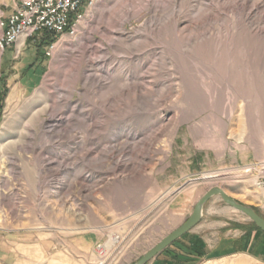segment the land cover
Returning a JSON list of instances; mask_svg holds the SVG:
<instances>
[{
  "label": "rangeland",
  "instance_id": "obj_1",
  "mask_svg": "<svg viewBox=\"0 0 264 264\" xmlns=\"http://www.w3.org/2000/svg\"><path fill=\"white\" fill-rule=\"evenodd\" d=\"M53 47L0 50L1 231L94 233L93 264H134L214 188L264 219V0H96ZM198 226L258 244L192 264H264L219 197Z\"/></svg>",
  "mask_w": 264,
  "mask_h": 264
},
{
  "label": "crops",
  "instance_id": "obj_2",
  "mask_svg": "<svg viewBox=\"0 0 264 264\" xmlns=\"http://www.w3.org/2000/svg\"><path fill=\"white\" fill-rule=\"evenodd\" d=\"M12 5V0H0L4 19L11 13ZM10 69V64L2 69L0 80L6 78ZM198 225L156 255L148 264H192L199 258L194 251H200L202 258H218L238 252L245 244L242 239L226 238L211 246L200 231H195ZM99 240L100 237L94 233L61 235L45 231L0 230V264H93L94 247ZM248 241L249 247L252 244V249L255 250L257 238L253 240L252 234Z\"/></svg>",
  "mask_w": 264,
  "mask_h": 264
},
{
  "label": "built area",
  "instance_id": "obj_3",
  "mask_svg": "<svg viewBox=\"0 0 264 264\" xmlns=\"http://www.w3.org/2000/svg\"><path fill=\"white\" fill-rule=\"evenodd\" d=\"M96 0H12V11L4 19L0 15V50L14 49L17 58L27 41L43 34L53 38L73 36L76 27ZM85 4L83 13L80 7ZM53 44L46 53L50 55ZM104 245L98 244L96 251L103 253Z\"/></svg>",
  "mask_w": 264,
  "mask_h": 264
},
{
  "label": "water",
  "instance_id": "obj_4",
  "mask_svg": "<svg viewBox=\"0 0 264 264\" xmlns=\"http://www.w3.org/2000/svg\"><path fill=\"white\" fill-rule=\"evenodd\" d=\"M214 197H219L225 205L245 215L258 230L264 233V219L260 217L251 207L243 205L230 198L223 190L214 188L202 196V198L194 206L190 217L179 228L166 236L159 244H157L134 264H148L156 255L199 224L205 204Z\"/></svg>",
  "mask_w": 264,
  "mask_h": 264
},
{
  "label": "trees",
  "instance_id": "obj_5",
  "mask_svg": "<svg viewBox=\"0 0 264 264\" xmlns=\"http://www.w3.org/2000/svg\"><path fill=\"white\" fill-rule=\"evenodd\" d=\"M41 40L46 45V47H50L57 40V38H53V37H50L48 35L43 34L41 36ZM255 231L258 234H260L261 236H263V240L261 241V243L264 244V233L261 232L260 230H258L256 227H255ZM247 244H248V241H246L245 245L242 248H240L238 250V252H240V253H248V254H250V255L255 257L256 253L254 252V249L252 250V245L248 248ZM193 253L196 254L199 258L203 257V254L200 251H194Z\"/></svg>",
  "mask_w": 264,
  "mask_h": 264
},
{
  "label": "bare ground",
  "instance_id": "obj_6",
  "mask_svg": "<svg viewBox=\"0 0 264 264\" xmlns=\"http://www.w3.org/2000/svg\"><path fill=\"white\" fill-rule=\"evenodd\" d=\"M60 48L59 43L54 45L53 50H58ZM118 239V238H117ZM112 240H116V238H113ZM236 264H245L243 261H237Z\"/></svg>",
  "mask_w": 264,
  "mask_h": 264
}]
</instances>
